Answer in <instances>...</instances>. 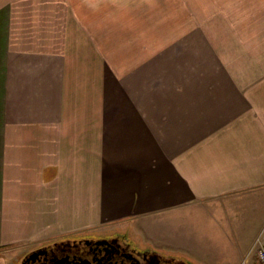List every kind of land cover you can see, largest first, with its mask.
<instances>
[{
    "label": "crops",
    "instance_id": "0c3cea01",
    "mask_svg": "<svg viewBox=\"0 0 264 264\" xmlns=\"http://www.w3.org/2000/svg\"><path fill=\"white\" fill-rule=\"evenodd\" d=\"M97 1L0 0V264L116 221L172 256L264 223V77L240 85L180 11L131 30L117 77V0Z\"/></svg>",
    "mask_w": 264,
    "mask_h": 264
},
{
    "label": "rangeland",
    "instance_id": "374dc122",
    "mask_svg": "<svg viewBox=\"0 0 264 264\" xmlns=\"http://www.w3.org/2000/svg\"><path fill=\"white\" fill-rule=\"evenodd\" d=\"M90 2L97 4L98 1L90 0ZM107 6L114 7L113 0L107 1ZM179 11L185 14L191 13L195 21L202 24L205 35H209L214 47L222 54L225 66L229 67L230 72L235 73L240 85L255 86L257 80L264 77V0H117V63L111 66V70L117 77L122 78L127 74L128 68H125L126 65H123L121 61L123 59L124 62L129 63L130 41L157 39L160 35L154 37L152 28L156 25H160V28L165 19L167 23H170L169 18ZM133 29L135 31H132L130 39V32ZM198 60H201L202 69L198 68L205 76L214 75L213 66L205 55H200ZM127 78L122 79L123 92L118 91V88L116 90L120 96L116 94L105 97L106 117L110 115L111 118H117L120 107L123 108L122 105L129 103ZM263 226L264 223L256 224L248 221L245 230L241 232L237 240H218L217 243L215 239L209 240L212 244H216L217 248L211 246L213 252L208 256L193 255L192 249L189 250L188 247L184 248L186 252H191L188 256L184 254L172 256L164 250L159 252L163 253L161 256L173 257L191 264L194 260L199 264H258L255 253L258 241L264 236V234L261 236V233H264L261 231ZM130 231L129 224L117 226L116 221L105 226L91 227L89 233H84L83 236H70L67 240L112 237L120 234L127 236L128 241L135 248L157 253L149 245L146 246L138 239L135 240ZM136 233L138 234L137 231ZM178 242L174 240L167 243L172 248L185 247ZM193 251L197 250L193 249ZM24 256H15L16 261L13 264H17V261L20 264Z\"/></svg>",
    "mask_w": 264,
    "mask_h": 264
},
{
    "label": "flooded vegetation",
    "instance_id": "af4514ba",
    "mask_svg": "<svg viewBox=\"0 0 264 264\" xmlns=\"http://www.w3.org/2000/svg\"><path fill=\"white\" fill-rule=\"evenodd\" d=\"M20 264H191L135 248L125 235L65 240L26 254Z\"/></svg>",
    "mask_w": 264,
    "mask_h": 264
},
{
    "label": "built area",
    "instance_id": "2783aa9c",
    "mask_svg": "<svg viewBox=\"0 0 264 264\" xmlns=\"http://www.w3.org/2000/svg\"><path fill=\"white\" fill-rule=\"evenodd\" d=\"M256 247V261L258 264H264V236L260 238Z\"/></svg>",
    "mask_w": 264,
    "mask_h": 264
}]
</instances>
